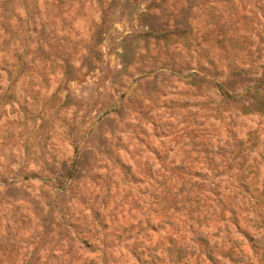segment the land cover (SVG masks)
<instances>
[{"label":"clouds","instance_id":"9594fccd","mask_svg":"<svg viewBox=\"0 0 264 264\" xmlns=\"http://www.w3.org/2000/svg\"><path fill=\"white\" fill-rule=\"evenodd\" d=\"M0 264H264V0H0Z\"/></svg>","mask_w":264,"mask_h":264}]
</instances>
